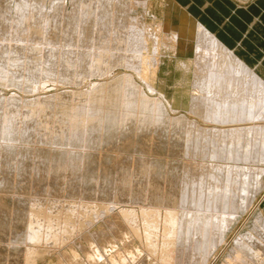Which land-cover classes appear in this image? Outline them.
I'll use <instances>...</instances> for the list:
<instances>
[{
	"label": "bare ground",
	"instance_id": "obj_1",
	"mask_svg": "<svg viewBox=\"0 0 264 264\" xmlns=\"http://www.w3.org/2000/svg\"><path fill=\"white\" fill-rule=\"evenodd\" d=\"M32 1L13 0L14 13L9 11L8 7L10 8V6L0 11V83L4 86L13 85V87L22 88L21 90L27 87L36 90V85H40L37 82V80L40 82V79L35 80L36 75L47 78V81L51 80V84L55 82L58 83H53L55 85H73V87L80 84V82L82 83V81H86V78L91 76L98 77V81L92 83L88 81L89 86L84 90H65L45 97L39 96L24 100L16 97L13 93L7 100L3 97L5 98L3 101H6L0 120V139L7 140L9 143L10 140L16 139L18 136V138L24 137L21 136L25 134L22 127H25L28 122H32L35 124L34 127L38 130L41 129L42 135L40 130L39 134L41 135L40 139L44 140L43 142L55 141V143L61 144L62 147L63 145L78 147V150L75 147L72 148L75 151L64 147L58 149L59 147L56 144L55 147H58L56 152L50 154L52 151L50 150L49 154L37 158L39 162L50 163H47L48 166L51 165L50 170H48L50 172L62 173L69 170L73 173L92 161L90 152L92 149L82 151L80 150L81 147H84L82 149L85 150L87 146H89L88 149L94 148L114 140L121 134L127 133L123 130L128 125L134 126L135 132L137 129L141 130L162 123L174 127L178 126L182 131L175 132V135L173 134L175 138H173L175 139L174 147L179 146L177 152L183 158L181 167L164 163L161 159L149 161L146 160L148 158L143 159L141 156V159L136 157L138 162L135 168L117 165L119 166L118 169L116 170V167L113 174L106 172L102 180L89 179L90 183L97 184L100 182L102 188L110 195V200L106 202L107 205L102 206L104 210L100 209L95 213L94 210L96 211L97 207L90 206L95 208L91 210L94 212L92 213L98 214L101 220L111 213H117L118 216L115 217L119 219V225L117 227L116 224H110L109 226H113V230L109 229L112 232L114 231V234H129L131 237L141 240L143 248L141 249L138 246L133 248L131 244L126 243L122 251H114L109 260L108 257H104L105 260L102 261L98 252L100 249L98 250L90 244L87 258L91 260L90 264H147V258H155L156 264H173L175 263V257H183L187 249H191L194 263H192L190 256L189 262L191 260V264H203L209 252L211 253L215 249L217 243L223 240L226 232L237 221L240 212L250 207L256 194L264 190V71H262V67L253 66L247 62L240 52V50L242 51L241 44L236 48H231L202 21L200 22V18L199 20L186 18V14L183 15L182 10L189 9L181 3L180 9H177L179 17L175 27H172L170 20L167 19L168 22L163 27L160 28L158 23L153 28L136 18H129L124 22L126 6L120 0L114 1L116 3V5L114 4L115 7L111 6L112 0H77L79 4L72 9L68 21H65L67 16L64 17V10L59 11L60 6L52 5L51 10L44 13L43 5H39L38 1ZM70 1L71 4L75 0ZM130 1L132 2V0ZM42 2L41 4H43ZM165 12L166 14H173L170 11ZM203 18L204 16L201 19ZM59 25H62V28ZM241 27H243L242 24ZM160 32L163 33V37L169 38V43L163 41L162 38L159 43L158 34ZM59 34L64 40L61 45H64L67 50H64L63 47H61V51L59 49L53 50V38L54 36L56 38V35ZM28 37L37 38V42L35 46L29 47V52H26L24 41ZM15 39L17 40L14 41ZM20 39L23 41L21 40V42ZM18 40L19 43H17ZM27 41L25 42L27 43ZM42 43L50 46V49L46 50L48 54L44 53L45 49L44 46L42 48ZM158 46L168 51L165 52L168 53V56L159 54V52L154 54L150 49H156ZM115 50H118V52L123 51H121L122 53L119 52L120 54L117 56L118 52L116 51V53ZM181 50H191L193 54L192 57H188L183 61L176 58V63L174 62L175 66L180 68V71L191 77L188 91L189 103L185 109L187 113L194 114L202 121L208 122L209 126L202 127L197 121L189 119L185 114L170 116L169 110L174 113L177 111V107L173 105L176 101L175 97H173V101L168 100L165 96L167 94L159 91V89L157 90L154 85V71L165 62V58L172 60V56L176 57L179 51L181 53ZM56 64L62 68L59 66L60 69L56 70ZM115 65L127 67L131 72H119L121 74L110 76L111 80L108 79V81L106 77L109 78V73ZM20 69L22 72L25 71L24 73L27 72V75H19L20 71L17 75ZM19 77H22V79L19 80ZM136 79L141 83H145L146 88H144L148 91L141 88ZM181 83L183 81H180ZM42 86L44 87V85L39 87ZM179 86L182 88L186 85L181 84ZM29 92L30 90L27 93ZM52 98H55V101L57 100L56 105L51 104ZM18 100L21 103L18 104ZM51 105L58 107L57 111H60L55 116L56 119L52 118L50 121L49 118L52 115L51 117L45 115L46 113L51 114L50 111L47 112L48 109L52 108ZM22 107L25 108V111L23 109L21 113L19 112L22 116L19 122V120L17 121L19 113L17 115L16 112H18V108L21 110ZM43 117L48 120L43 119L44 121L39 122L38 119L40 120ZM22 123L26 125L23 126ZM152 128L155 129V127ZM30 132L32 133V131ZM33 133H36V131ZM142 133L143 131L139 134ZM170 134H168L169 138ZM134 135L136 134L134 133ZM33 138H30V140L32 141ZM35 138L41 142L40 139L38 140L39 137L36 136ZM27 141L25 140V142ZM130 141L127 142L128 145L130 144L129 146H131ZM20 142H23V140ZM35 142L33 141V143ZM7 144L5 145L6 149ZM48 145L50 144L48 143ZM48 145L46 144V146ZM8 146L10 148V145ZM138 146L142 147V145ZM39 147L41 151L42 146ZM20 148L17 149L20 150ZM35 151L38 152L36 149ZM6 152L5 155H7ZM34 154L31 156L27 154V156L34 158ZM176 157L178 158V156ZM32 158L30 159L32 160ZM5 161L0 162L2 169ZM15 164L17 166V163ZM98 168L100 169V166ZM38 172L41 171L36 173ZM2 173L4 174V172ZM38 174H36V177ZM47 175L48 177L51 176L49 173ZM3 185L5 186V184ZM95 191L97 192L96 188ZM121 202L128 203L129 206H119L115 210ZM258 207H260V211L256 214L250 212L253 214L251 229L238 233L231 251L228 250L229 257L226 259L230 264H264V193ZM92 216L94 219V215ZM28 217L29 219H27L20 239L24 242L31 241L33 247H27L21 254L19 253V256L23 258V262L9 261L6 258L7 260L0 264H38L37 257L40 254L38 255L37 249L34 247L37 246V242L44 240V242L52 241V243L57 244L60 241V243L64 242L65 244L67 239L72 235L74 236L73 231L76 230V225L75 223L74 225L71 224L73 223L71 220L65 218L66 221H71L65 226L66 223L64 222L66 221H61L62 228L66 229L59 232L61 228L57 225L59 223L58 218L57 222L54 220L56 217L54 219L49 218V220L47 218L46 224L42 222L44 219L37 218V213L33 210ZM90 217L91 215L87 219ZM93 223L94 221L89 219L86 224L91 226ZM86 224L84 223V225ZM54 227H59V231ZM81 230L79 229L78 232H82ZM97 243L99 244V242ZM119 243H121L120 239ZM11 245L13 246V244ZM141 252H144L143 254L148 255V257L145 255L146 257L139 258ZM77 258L76 254L66 256V264H77L74 261L75 259L78 260ZM96 258L97 260H95ZM79 260L81 259L79 258ZM58 264L63 263L59 260Z\"/></svg>",
	"mask_w": 264,
	"mask_h": 264
},
{
	"label": "rangeland",
	"instance_id": "obj_2",
	"mask_svg": "<svg viewBox=\"0 0 264 264\" xmlns=\"http://www.w3.org/2000/svg\"><path fill=\"white\" fill-rule=\"evenodd\" d=\"M13 0H0V11H3L4 9H6L7 6H10V8L8 7L9 11L10 12H13L14 13V10H13ZM32 1V0H30ZM34 1H38L37 3L39 5H43V12L46 13V12H49L51 10V6L52 5H55V6H60L59 7V11H63L65 13V16H67V18L65 19V21H68L69 18L71 17V13H72V9L79 3H77V0H75L74 2H72L70 4V0H34ZM43 1V2H42ZM57 1V2H56ZM69 1V2H68ZM80 1V0H78ZM116 1H119V0H112V3H111V6H114L116 5L115 2ZM241 1L240 3L243 4L249 0H239ZM33 2V1H32ZM41 2L43 4H41ZM51 2V3H50ZM111 2V1H110ZM120 2H123L125 4V9L128 11L125 10V18L124 16H122L124 22H126L129 18H136L137 20H140V21H143L144 23H146L147 25H151L153 28L156 26V24H160V28L161 26L163 27L168 21L170 20V25L172 27H175L176 24H177V21H178V17H179V14H178V8L180 9V1L179 0H132V2L129 0H120ZM141 2V3H140ZM143 2V3H142ZM45 3V4H44ZM53 3V4H52ZM57 3H59L57 5ZM122 3V4H123ZM115 4V5H114ZM123 4V5H124ZM45 5V7H44ZM74 5V6H73ZM110 5V3H109ZM128 5V6H127ZM144 5V6H143ZM47 6V7H46ZM72 6V7H71ZM71 8V9H70ZM11 9V10H10ZM183 9V8H182ZM13 10V11H12ZM48 10V11H47ZM71 10V11H70ZM66 11V12H65ZM165 11H170L172 12L173 14H166ZM185 11V12H184ZM180 12V11H179ZM68 13V14H67ZM182 13L183 15L186 14V18L190 17L191 19L195 20L196 18L193 17V15L191 14V11L190 10H185L183 9L182 10ZM107 16V15H106ZM139 16V17H138ZM108 17V16H107ZM127 18V19H126ZM173 18V19H172ZM177 18V19H176ZM106 19V18H105ZM116 20V19H115ZM126 20V21H125ZM139 21V22H140ZM172 21V22H171ZM106 22V20H105ZM192 22V21H191ZM62 25H59V27H61ZM62 28V27H61ZM118 34V33H117ZM60 35V34H59ZM56 35V38L54 36L53 38V42L52 45H53V50L56 51V49H61V47L64 48V50H67L64 45H61L64 43V40L62 39L61 35ZM106 35H109V34H106ZM106 35H105V38H106ZM158 39L160 40L159 43L161 42V40L163 39V41H166L167 43L170 42V40L167 39V37H163V33L160 32L158 34ZM61 37V38H60ZM31 40H30V39ZM162 38V39H161ZM167 40H166V39ZM29 39V40H28ZM28 39H26L25 41H29V45H28V41L27 43L24 41L25 43V46L27 49L26 52H29L28 49L29 47H33V45L35 46L36 42H37V38L33 39V37H28ZM57 39H61L59 42L56 41ZM165 39V40H164ZM17 39H15L14 41H16ZM22 39H20L21 41ZM33 40V41H32ZM63 40V41H62ZM175 40V39H174ZM23 41V40H22ZM21 41V42H22ZM62 41V42H61ZM32 42V43H31ZM61 42V43H60ZM17 43H19V40L17 41ZM58 43V44H57ZM32 46H31V45ZM57 46H56V45ZM60 44V46H59ZM28 45V46H27ZM42 48L44 46V53H46V50H49L50 49V46L48 44H44L42 43ZM55 46V47H54ZM49 47V48H48ZM57 47H60V48H57ZM47 48V49H46ZM55 48V49H54ZM24 49V51H25ZM152 49L153 53L155 54L156 52L159 54H164V55H167L168 56V53L166 54L165 52H168V51H165L161 48H150ZM57 50V51H59ZM62 50V49H61ZM60 50V51H61ZM118 52V50H115V52ZM121 51L123 50H120L119 52L122 53ZM178 51V50H177ZM48 52V51H47ZM116 52V53H117ZM117 53V56L120 54V53ZM164 52V53H163ZM48 54V53H46ZM166 56V57H167ZM193 54H192V51L191 50H188V51H185V50H181V53L180 51L178 52L177 56H172L173 59L172 60H169L167 58H165V62L159 66V68L154 71V85L155 87L157 88V90L159 89V91H162L164 92V94H167L165 95L166 98L170 101H173V97H175V103L173 104L174 106L177 107V111L174 113V112H171L170 110L168 111L169 115L170 116H177V115H180V114H185L189 119L191 120H195L198 122V124H200L202 127H206V126H209L210 124L208 122H205V121H202L201 119H199L198 117H196L194 114H189L187 113L185 107L188 105L189 103V94H188V91H189V83L191 81V77L188 76L186 73H183L182 71H180V68H177L175 65L176 63V58L180 61H183L185 59H187L188 57H192ZM171 57V58H172ZM175 62V63H174ZM57 66V67H56ZM60 65H55V69L58 70ZM118 66V67H117ZM115 65L112 70L110 71L109 73V78L106 77V79L108 80H111L110 79V76H115V75H119L121 73L119 72H122V73H129L131 72L127 67L124 68V66L121 67V65ZM60 68H62L60 66ZM59 68V69H60ZM126 69V70H125ZM21 73H20V72ZM25 72V71H24ZM22 72V70H18L17 72V75H21V74H25L27 75V72L24 73ZM156 72V73H155ZM172 73V75H171ZM38 75H36V79L37 80L38 78L40 79V82L37 80L38 83H40V85H44V87L42 86L41 88L39 87L40 85H36V90L32 89L31 87H27L23 90H21L22 88H17L16 86L13 87V85H5L4 84L2 85L0 83V120L2 118V112L4 111V102L7 100L8 97L12 96L11 93H13V95H16V97H20L22 99H33L35 97H42V96H47V95H51V94H54V93H57V92H62V91H65V90H84V89H87L88 86H89V82L92 83L94 81H98V77H94V76H91L90 78H86V81H82V83L80 82V84H76V86L74 85H55V84H58V83H55V84H51L50 81H47V78L45 77H37ZM94 77V78H93ZM46 80H45V79ZM105 78V77H104ZM112 78V77H111ZM19 80L22 79V77L18 78ZM45 81H44V80ZM43 80V81H41ZM49 80V79H48ZM108 80V81H109ZM89 81V82H88ZM137 81V84L139 86H141V88H143L145 91H148L146 88V85L144 86L145 83H141V81H139L138 79H136ZM180 81H183V85H186V86H183L182 88H180L179 85L180 84ZM44 83V84H43ZM48 83V84H47ZM156 83V84H155ZM46 84V85H45ZM82 85V87H81ZM11 86V87H10ZM65 88H64V87ZM79 86V87H78ZM6 87V88H4ZM60 87V88H59ZM68 87V88H67ZM86 87V88H85ZM145 87V88H144ZM15 88V89H14ZM30 88V89H28ZM3 89V90H2ZM61 89V90H60ZM18 90V91H17ZM30 90L29 93H27L28 91ZM32 90V91H31ZM34 90V92H33ZM40 90V91H39ZM17 91V92H16ZM21 91V93H20ZM26 91V92H25ZM36 91V92H35ZM44 91V92H42ZM4 92V93H3ZM19 92V93H18ZM39 92V93H38ZM11 95H10V94ZM24 93V94H23ZM31 93V94H30ZM44 94V95H43ZM22 95V96H21ZM25 97H24V96ZM32 95V96H31ZM5 97L6 100L3 101V98ZM27 97V98H26ZM55 98H52V102L51 104H55L56 105V102L57 100L55 101L54 100ZM55 102V103H54ZM21 103L19 100H18V104ZM3 104V105H2ZM2 105V106H1ZM52 108L48 109L47 112H51L50 115H48V113H46V117L49 116L52 117L49 118V120L51 121L52 118L56 119L55 116H57V113H59V111H57L58 107H54L53 105H51ZM54 107V109H53ZM21 108V106H20ZM20 108H18V112H16V114L18 115V113L24 109L25 111V108L22 107V109L20 110ZM10 109V108H9ZM13 109V108H12ZM11 110V109H10ZM20 110V111H19ZM23 111V112H24ZM185 111V112H183ZM55 112V115L53 116ZM19 113V115H20ZM19 115L17 116V121L19 119H21V115H20V118H19ZM59 115V114H58ZM194 116V117H193ZM46 117H43L42 119H38L39 122L41 121H44L46 119ZM44 119V120H43ZM48 120V119H46ZM20 122V120H19ZM203 122V123H202ZM205 122V123H204ZM32 122H28V126L24 123H22L23 126L26 127H22L24 128L23 132L25 134H22L21 136H24V137H16V139H13V140H10L9 143L7 140H2L0 139V150H2L0 152V155H1V160L0 162H3L4 160H6L3 164V169H2V165L0 164V263L2 262H5L8 258L9 261H17V262H23V258H21V256H19V253L21 254L23 252V250L27 247H33L31 246L32 245V242L29 241V242H24V240H21V235L23 234V230H24V227H25V224L27 222V219H29L28 216H30V213L31 211H35L37 213V218H42L44 220H42L43 223L47 222V220L50 219H54L56 217V219H54L56 222L58 221L59 223H57V225L60 226V231H59V227L58 228H55L57 231L59 232H62L64 229L66 228H62V223L61 221L65 220H71L73 221V224L75 223V229L79 230V229H82L81 231L82 232H78V230H74V236L72 235L69 239H67V242H61L63 244L60 243V241H58L59 243L55 244L51 242H44L43 241H39L40 244L38 245L39 242H37V246H34L35 249H37V253L38 255L40 254V256L37 257V263L38 264H58V261H62L63 264H66V256H72L74 254H76V256L78 257L77 259L78 260H74L75 262H77V264H90L91 260L87 258V251L89 250V247L92 245L93 247L95 246L100 254V257L102 258V261L104 259V257H108V260L110 259L109 257H111L114 253V251H117V250H123V247L127 244H131L132 247H139V248H143V243L141 240H138L136 238H133L128 234V235H121L119 233H116L114 234V231L112 232L111 230L113 226H109L110 224L114 225L116 224L117 227L119 225V222H118V218L115 217V216H118L117 213H111L109 214L108 216H106L105 218H103L101 220V217L98 215V214H93L94 212H98L101 210H104L103 207L106 204V202H108L110 199V195L108 194V192H106L100 182L95 184V183H90L89 182V179L93 178L95 181H98L99 180H102L103 176L106 174V172H111V174H113L119 166L117 165H121V167H132V168H135L137 166V162H138V158L136 157H139V159L141 158H148L146 160H149V161H155L157 159H161L164 161V163H168L170 165H176L178 167H181L182 166V162H183V158H181V156L179 155V153L177 152V149H179V146H175V137H174V133L175 132H180L182 131L181 128L179 129L178 127V130H177V127L175 126H171V125H168V124H157L155 126H150V127H147L145 129H137V131L135 132L136 129H134V126L132 125H128L126 126L123 130L126 134H121L120 136H118L117 138H115L114 140H111L109 142H105L101 145H98L96 147H92V148H87L89 146H85V150H83L82 148L84 147H81L80 150L82 151H86V150H90L91 154H92V161L90 162V164H87V165H84L80 170H76V175L75 172H71L69 170H67L68 172H71V173H68L66 170L63 171L62 173H55L54 171H48L50 170V166H48V164H50L49 162H39V159L37 158H40L42 156H44V154H49V151L52 150L50 152V154L52 152H56L58 149H62L63 147L64 148H69V149H72L75 147L76 150H78V147L76 146H71V145H68V146H64L62 147L61 144H57L55 143V141H48V142H43L44 140H42V138L40 139L41 137V129L39 128L40 130V134H39V130L34 127L35 124H31ZM161 126V128H160ZM172 128H171V127ZM32 127V128H31ZM36 131V133H33L35 132L34 129ZM152 127H155V129H153ZM164 127H165V130H164ZM168 127V128H167ZM131 128V129H130ZM149 128V129H148ZM152 128V130H151ZM170 128L172 129V131L170 130ZM127 129V131H126ZM148 131H147V130ZM170 130V132H169ZM177 130V131H176ZM32 131V133L30 132ZM143 131L142 134H139ZM148 133H146V132ZM153 131V132H151ZM26 132L30 133V134H26ZM38 132V134H37ZM169 132V133H168ZM134 133L136 135H134ZM160 133V134H159ZM171 133V134H170ZM34 138H33V135ZM139 134V135H138ZM144 134V135H143ZM152 134V136H151ZM168 134H170V138L168 137ZM174 134V135H173ZM135 138H134V136ZM29 136V137H28ZM31 136V137H30ZM37 136L38 140L40 139V141H37V139L35 138ZM132 136V137H131ZM151 136V137H150ZM27 137V138H26ZM142 137V138H141ZM161 137V138H160ZM174 137V138H173ZM30 138H33L32 141L30 140ZM152 138V139H151ZM172 138V139H171ZM35 139V140H34ZM127 139V141H126ZM136 142H134L135 140ZM23 142H20L22 141ZM25 140H28L27 142H25ZM30 140V141H29ZM129 140L130 143H131V146L128 145L129 143ZM134 140V141H133ZM154 140V141H153ZM15 141V142H14ZM33 141H36L35 143H33ZM122 141L127 145L125 146L124 143L122 144ZM30 142H31V146H30ZM118 142V143H117ZM128 142V143H127ZM151 142V143H150ZM169 142V143H168ZM8 143V144H7ZM11 143V144H10ZM20 143V144H19ZM23 143V144H22ZM27 143V144H26ZM45 143V145H44ZM48 143L50 145H48ZM55 143V144H54ZM134 143V144H133ZM140 143V144H138ZM7 144V149L5 148V145ZM14 146H13V145ZM18 144V145H17ZM33 144V145H32ZM38 144V145H37ZM42 144V145H41ZM46 144L48 146H46ZM57 144V145H56ZM117 144V145H116ZM144 144V145H143ZM170 145V146H167V145ZM10 145V148L9 146ZM12 145V146H11ZM23 145V146H21ZM53 145V146H51ZM58 146V147H55ZM138 145H142L143 146H148V147H141V146H138ZM19 146V147H18ZM21 146V148H20ZM26 146V147H25ZM32 147L33 148V152L36 154H34L32 152V148H28V147ZM39 146H42L41 147V151L39 150ZM71 148H70V147ZM5 149H4V148ZM20 148V150H18L17 148ZM23 147V148H22ZM27 149H25V148ZM43 147H46V148H43ZM48 147V149H47ZM53 148V149H50V148ZM61 147V148H60ZM113 147V148H111ZM124 147V148H123ZM141 147V149H140ZM2 148V149H1ZM9 148V150H8ZM38 150L35 151V149ZM38 148V149H37ZM55 148V149H54ZM56 148H58L56 150ZM100 148V149H99ZM118 148V149H117ZM75 149H72L73 151H75ZM98 149V150H97ZM126 149V150H125ZM5 150V151H4ZM7 150V152H6ZM17 150V151H16ZM30 152H29V151ZM94 150V151H93ZM134 150V151H133ZM22 151V152H21ZM23 151H27L26 153L27 154H30L33 155L34 154V158H32V160L27 156V154ZM93 151V152H92ZM132 151V152H131ZM149 151V152H148ZM151 151V152H150ZM5 152L7 155H5ZM18 152V153H16ZM98 152V153H97ZM100 152V153H99ZM148 152V153H147ZM175 152V153H174ZM4 153V154H3ZM20 153V154H19ZM133 153V154H132ZM155 153V155H154ZM168 153V154H167ZM3 154V155H2ZM10 154V155H9ZM16 154V155H15ZM21 154H26L25 156ZM43 154V155H42ZM110 154V155H109ZM2 158V156H4ZM9 155V157H8ZM38 155V157H37ZM139 155V156H138ZM17 156V157H16ZM22 158H21V157ZM40 156V157H39ZM133 156V157H132ZM142 156V157H141ZM178 156V158L176 157ZM16 157V158H15ZM19 157V158H18ZM28 157V158H27ZM98 157V158H97ZM117 157V158H116ZM128 157V158H127ZM132 157V158H131ZM141 157V158H140ZM151 157V158H150ZM159 157V158H158ZM161 157V158H160ZM23 158H26V159H23ZM131 158V159H129ZM4 159V160H3ZM8 159V160H7ZM30 159V160H29ZM123 159V160H122ZM154 159V160H153ZM169 159V160H168ZM176 159V160H175ZM178 159V160H177ZM182 159V161H181ZM17 160V161H16ZM23 160V161H22ZM113 160V161H112ZM115 160V161H114ZM120 160V161H119ZM134 160V161H133ZM136 160V161H135ZM166 160V161H165ZM15 161V162H13ZM122 161V162H121ZM128 161V162H127ZM173 161V162H172ZM13 162V164H12ZM34 162V163H32ZM125 162V163H124ZM130 162V163H129ZM10 163V164H9ZM17 163V166L16 164ZM37 163V164H36ZM117 163V164H116ZM124 163V164H122ZM31 164V165H30ZM34 166H33V165ZM40 164V165H39ZM23 165V166H21ZM135 165V166H134ZM13 166V167H12ZM14 166H16L14 168ZM20 169H19V167ZM41 166L43 167L41 169ZM98 166H100V169L98 168ZM104 166V167H103ZM31 167V168H30ZM33 167V168H32ZM40 168V169H35V168ZM85 167V168H84ZM117 167V168H116ZM22 168V169H21ZM116 168V170H115ZM6 169V170H5ZM15 169V170H14ZM19 169V170H18ZM32 169V171H31ZM104 169V170H103ZM4 170V171H3ZM23 170V171H22ZM35 170V172H34ZM6 171H8L6 173ZM21 171V172H20ZM37 171H41V172H38L36 173ZM85 171V172H84ZM89 171V172H88ZM98 171V172H97ZM104 171V172H103ZM4 172V174L2 173ZM20 172V173H19ZM82 174H80V173ZM15 173V175L13 176V174ZM17 173V174H16ZM19 173V174H18ZM31 173V174H30ZM34 173H35V176H34ZM44 173H49L50 177H48V175L46 176V174ZM70 174V175H67V174ZM99 173V174H97ZM8 176H7V175ZM36 174L37 177H36ZM40 174H42L43 176H41ZM56 174V175H54ZM62 175V176H61ZM92 175V176H91ZM99 177H98V176ZM46 176V178H45ZM75 176V177H74ZM80 176V177H79ZM82 176V177H81ZM4 177V178H3ZM31 177V178H30ZM57 178V179H55ZM59 178V179H58ZM3 179V181H2ZM53 179V180H52ZM14 180V181H13ZM88 180V181H87ZM56 181V182H55ZM7 182V183H6ZM15 182V183H14ZM58 183V184H57ZM61 183V184H60ZM5 184V186L3 185ZM10 184V185H9ZM57 184V185H56ZM9 185V186H8ZM98 185V186H97ZM12 186V187H11ZM57 187V188H56ZM79 187V188H78ZM5 188V189H4ZM81 188V189H80ZM92 188V189H91ZM95 188L97 190V192L95 191ZM264 190H261L259 191L256 196L253 198L252 200V203L250 205V207L248 208H245L243 211L240 212V215L237 219L236 222L233 223V225L231 226V228L226 232V234L224 235V238L223 240L220 242V243H217L215 249L210 253L209 252V255L206 256V260L203 264H209V263H212L214 262L213 264H230L228 262V258L229 257V251H231V247L232 245H234V242L236 241V236L238 233H241V232H245V231H249L252 227V223L253 222V214H256L258 211H260V207L259 206V201L261 200L262 198V195H263V192ZM34 192V193H33ZM81 192V193H80ZM6 193V194H5ZM9 193V194H8ZM83 194V195H82ZM13 195V196H12ZM19 195V196H18ZM97 195V196H95ZM15 196V197H14ZM40 197V198H39ZM80 197V198H79ZM31 198V199H30ZM102 198V199H101ZM39 199V200H38ZM58 199V200H57ZM96 199V200H95ZM36 200V201H35ZM44 200V201H43ZM47 200V201H46ZM62 201V202H61ZM47 202V203H46ZM60 202V203H59ZM254 202V203H253ZM30 203V204H29ZM36 203V204H35ZM58 203V204H57ZM75 203V204H74ZM22 204V205H21ZM34 204V206H33ZM66 206H65V205ZM87 204V205H86ZM128 203H120V205L118 204L115 208V210L117 209V207L119 206H129V204L127 205ZM39 205V206H38ZM46 205V206H45ZM59 205V206H58ZM75 205V206H74ZM33 209H32V207ZM42 206V207H41ZM58 206V207H57ZM86 206V207H85ZM95 206L96 208V211L94 210L95 208H91V207ZM103 206V207H102ZM102 207V208H101ZM255 207V208H254ZM6 208V209H5ZM45 208V209H44ZM55 208V209H53ZM66 208V209H65ZM72 208V209H71ZM81 208V209H79ZM48 209V210H47ZM76 209V210H75ZM79 209V210H78ZM98 209V210H97ZM12 210V211H11ZM18 210V211H17ZM41 210V211H40ZM53 210V211H52ZM74 210V211H72ZM91 210H94L91 211ZM248 210V211H247ZM256 210V211H255ZM24 211V212H22ZM28 211V212H27ZM47 211V212H46ZM49 211V212H48ZM62 211V212H61ZM70 211H71V214H70ZM76 211V212H75ZM87 211V212H86ZM90 211V212H89ZM2 212V213H1ZM22 212V213H21ZM43 212V213H41ZM46 212V213H45ZM59 212V213H58ZM78 212V213H77ZM93 212V213H92ZM252 212V213H250ZM12 213V215H11ZM17 213V214H16ZM40 213V214H38ZM45 213V215H44ZM50 213V214H49ZM65 213V214H64ZM77 215H75V214ZM83 213V214H82ZM85 213V214H84ZM89 213V214H88ZM48 214V215H47ZM54 214V215H52ZM57 214V215H56ZM59 214V215H58ZM80 216H79V215ZM8 215V216H7ZM19 215V216H18ZM39 215V217H38ZM52 215V216H51ZM68 215V216H67ZM74 215V216H73ZM91 215V217L89 219H92V221H94V223L91 225V226H87V219L89 216ZM94 215V219L97 220L95 221L93 219V216ZM100 215L102 216V214L100 213ZM11 216V218H10ZM54 216V217H53ZM65 216V217H64ZM85 216V217H83ZM99 216V217H97ZM252 216V217H251ZM52 217V218H51ZM71 217H74V218H71ZM81 217V218H80ZM249 217V218H248ZM58 218V220H57ZM78 219L77 221L75 219ZM99 218V219H98ZM11 219V220H10ZM62 219V220H61ZM81 219V220H79ZM86 219V220H85ZM10 220V221H9ZM65 220V221H66ZM75 220V221H74ZM107 220V221H105ZM71 221H66L64 223V226L67 225V223H70ZM111 223H110V222ZM84 223L86 225H84ZM46 224V223H45ZM61 224V225H60ZM84 226H83V225ZM57 225H55L57 227ZM11 226V227H10ZM79 226V227H78ZM69 227V226H68ZM83 227V228H82ZM85 227V228H84ZM111 228V230L109 229ZM84 229V230H83ZM19 230V231H18ZM241 230V231H240ZM239 231V232H238ZM78 232V233H77ZM94 232V233H93ZM112 232V233H111ZM77 234V235H76ZM95 234V235H94ZM114 234V235H113ZM114 236H117V237H114ZM120 236V237H119ZM88 237V239H87ZM108 237V238H107ZM97 238V239H96ZM102 238V239H101ZM111 238V239H110ZM87 239V240H86ZM106 239V240H105ZM119 239L121 240V243H119ZM133 239V240H131ZM9 240V241H8ZM86 240V241H85ZM103 240V241H101ZM131 240V241H130ZM66 241V240H65ZM90 241V242H89ZM130 241V243H129ZM141 241V242H140ZM22 242V243H21ZM24 242V243H23ZM31 242V243H30ZM99 242V244L97 243ZM19 243V244H18ZM30 243V244H29ZM49 243V244H48ZM52 243V244H51ZM89 243V244H88ZM110 243V244H109ZM13 244V246L11 245ZM29 246H27V245ZM48 246H47V245ZM51 244V245H50ZM55 246H54V245ZM62 246H60V245ZM88 244V245H87ZM91 244V245H90ZM94 244V245H93ZM108 244V245H107ZM142 246H141V245ZM15 245V246H14ZM17 245V246H16ZM23 245V246H21ZM26 245V246H25ZM36 245V244H35ZM58 245V246H56ZM51 248H50V247ZM103 246V247H102ZM115 246V247H114ZM37 247V248H36ZM207 247V246H206ZM228 247V248H227ZM40 248V249H39ZM115 248V249H114ZM22 249V250H21ZM58 249V251H57ZM56 251V253H55ZM191 253L189 254L188 253ZM191 249H187V251L185 252L184 256L183 257H180V258H177L175 257V260L173 264H180L184 263V264H188L191 262L192 260V252H190ZM43 253V255H42ZM144 252H141V255H139V258L140 257H148V255L146 254H143ZM227 255H226V254ZM61 254V255H60ZM146 255V256H145ZM226 255V256H225ZM189 256H190V262H189ZM10 257V258H9ZM217 257V258H216ZM62 258V259H61ZM79 258L81 260H79ZM216 258V259H214ZM12 259V260H11ZM184 260V261H181V260ZM89 260V261H88ZM97 260V258L95 259ZM105 260V259H104ZM147 264H156V260L155 258H147ZM188 262H187V261ZM226 262H225V261ZM71 261V260H70ZM93 261V260H92ZM100 260V262H102ZM186 261V262H185ZM193 261V260H192ZM70 263V262H69ZM194 263V261L192 262ZM68 264V263H67ZM191 264V263H190Z\"/></svg>",
	"mask_w": 264,
	"mask_h": 264
},
{
	"label": "crops",
	"instance_id": "obj_3",
	"mask_svg": "<svg viewBox=\"0 0 264 264\" xmlns=\"http://www.w3.org/2000/svg\"><path fill=\"white\" fill-rule=\"evenodd\" d=\"M179 1L191 11L193 17L198 20L200 18L199 21L216 33L227 46L236 48L241 44L240 52L247 62L253 66H261L264 71V0H249L243 4L239 0ZM238 22H242L243 27L237 24Z\"/></svg>",
	"mask_w": 264,
	"mask_h": 264
}]
</instances>
